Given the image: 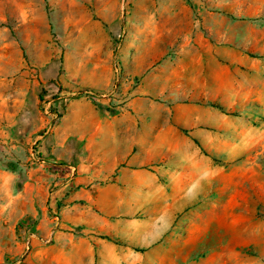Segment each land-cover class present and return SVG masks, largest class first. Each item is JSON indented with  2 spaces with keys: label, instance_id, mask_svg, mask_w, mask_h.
I'll return each mask as SVG.
<instances>
[{
  "label": "rangeland",
  "instance_id": "obj_1",
  "mask_svg": "<svg viewBox=\"0 0 264 264\" xmlns=\"http://www.w3.org/2000/svg\"><path fill=\"white\" fill-rule=\"evenodd\" d=\"M101 132L132 172L88 180ZM107 213L86 262L264 264V0H0V264Z\"/></svg>",
  "mask_w": 264,
  "mask_h": 264
},
{
  "label": "crops",
  "instance_id": "obj_2",
  "mask_svg": "<svg viewBox=\"0 0 264 264\" xmlns=\"http://www.w3.org/2000/svg\"><path fill=\"white\" fill-rule=\"evenodd\" d=\"M135 146V142L128 136H121L119 134L108 132L102 133L98 140H91L88 142L90 149L85 169H90L95 173L88 177V180L93 179H107L121 166H125L123 172H132L138 161V155L132 151ZM143 149H146V145H143ZM136 185V184H135ZM122 203V196L119 197H107L100 195L97 198V204H118ZM112 214L107 213L105 215L96 216L90 215L88 218L76 221V218L72 221L67 215L63 218V225L70 228L69 225H82V223H88L87 227L97 226V233L100 237L93 235H80L76 236L70 232L58 231L55 234V244L53 247L59 252L64 253L66 251L73 253L69 258H66L65 263L69 264H95L94 256L89 259L88 262L84 261L83 254L86 253L90 256V252L93 250V244L98 247L99 259L104 256L105 252H115L117 245L114 242L103 240L101 236L103 233L111 237L116 235V226L107 217ZM126 226L137 228L136 222H125ZM117 236V235H116ZM81 251H85L84 253ZM82 256V257H81ZM81 258V259H80ZM101 262V260L99 261Z\"/></svg>",
  "mask_w": 264,
  "mask_h": 264
}]
</instances>
